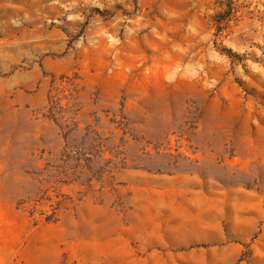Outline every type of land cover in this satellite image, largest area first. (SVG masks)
<instances>
[{"label":"rangeland","instance_id":"374dc122","mask_svg":"<svg viewBox=\"0 0 264 264\" xmlns=\"http://www.w3.org/2000/svg\"><path fill=\"white\" fill-rule=\"evenodd\" d=\"M226 1L0 0V264H264V0Z\"/></svg>","mask_w":264,"mask_h":264},{"label":"trees","instance_id":"16d2710c","mask_svg":"<svg viewBox=\"0 0 264 264\" xmlns=\"http://www.w3.org/2000/svg\"><path fill=\"white\" fill-rule=\"evenodd\" d=\"M226 3H228L229 11L232 10V9H233V8L231 7V5H232V1H231V0H227ZM219 19H220V20H217V25H216V26H217L218 30H221V24H222V20H223V18L220 17Z\"/></svg>","mask_w":264,"mask_h":264}]
</instances>
